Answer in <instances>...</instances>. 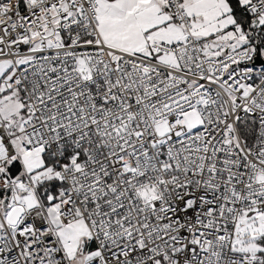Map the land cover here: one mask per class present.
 <instances>
[{
	"label": "snow or ice",
	"instance_id": "6c2138e0",
	"mask_svg": "<svg viewBox=\"0 0 264 264\" xmlns=\"http://www.w3.org/2000/svg\"><path fill=\"white\" fill-rule=\"evenodd\" d=\"M0 264H264V0H0Z\"/></svg>",
	"mask_w": 264,
	"mask_h": 264
}]
</instances>
